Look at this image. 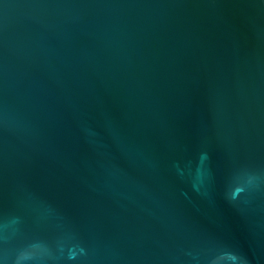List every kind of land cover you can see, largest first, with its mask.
Masks as SVG:
<instances>
[{
	"label": "water",
	"instance_id": "95a60500",
	"mask_svg": "<svg viewBox=\"0 0 264 264\" xmlns=\"http://www.w3.org/2000/svg\"><path fill=\"white\" fill-rule=\"evenodd\" d=\"M230 253L264 264V0H0V264Z\"/></svg>",
	"mask_w": 264,
	"mask_h": 264
},
{
	"label": "clouds",
	"instance_id": "9594fccd",
	"mask_svg": "<svg viewBox=\"0 0 264 264\" xmlns=\"http://www.w3.org/2000/svg\"><path fill=\"white\" fill-rule=\"evenodd\" d=\"M235 196H237L236 194H233V198H235ZM231 257H233L234 258V260H233V264H236V262L237 261H240V260H242L243 258L242 257H240L239 255H237V254H229Z\"/></svg>",
	"mask_w": 264,
	"mask_h": 264
}]
</instances>
